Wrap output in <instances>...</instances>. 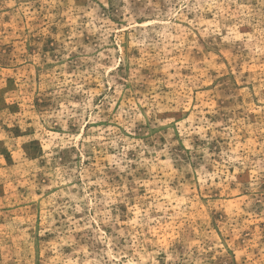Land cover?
Wrapping results in <instances>:
<instances>
[{"label": "rangeland", "instance_id": "374dc122", "mask_svg": "<svg viewBox=\"0 0 264 264\" xmlns=\"http://www.w3.org/2000/svg\"><path fill=\"white\" fill-rule=\"evenodd\" d=\"M0 264H264V0H0Z\"/></svg>", "mask_w": 264, "mask_h": 264}]
</instances>
